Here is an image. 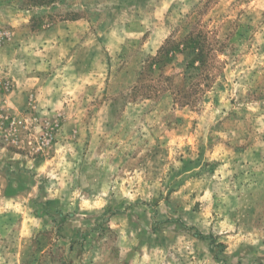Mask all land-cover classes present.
<instances>
[{
  "label": "rangeland",
  "instance_id": "obj_1",
  "mask_svg": "<svg viewBox=\"0 0 264 264\" xmlns=\"http://www.w3.org/2000/svg\"><path fill=\"white\" fill-rule=\"evenodd\" d=\"M0 264H264V0H0Z\"/></svg>",
  "mask_w": 264,
  "mask_h": 264
},
{
  "label": "trees",
  "instance_id": "obj_2",
  "mask_svg": "<svg viewBox=\"0 0 264 264\" xmlns=\"http://www.w3.org/2000/svg\"><path fill=\"white\" fill-rule=\"evenodd\" d=\"M210 43L208 34L203 30L190 31L182 38L170 36L158 49L157 54L147 62L146 68L153 72L156 68L163 69L176 56V53L190 50L193 53L190 66L200 70L203 75L211 64L209 60L212 50Z\"/></svg>",
  "mask_w": 264,
  "mask_h": 264
}]
</instances>
